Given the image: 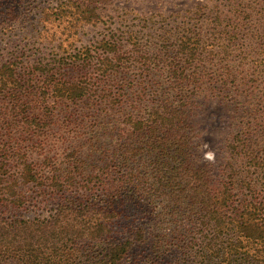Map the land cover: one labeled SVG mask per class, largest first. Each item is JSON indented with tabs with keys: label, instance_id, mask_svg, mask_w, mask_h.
Masks as SVG:
<instances>
[{
	"label": "trees",
	"instance_id": "trees-1",
	"mask_svg": "<svg viewBox=\"0 0 264 264\" xmlns=\"http://www.w3.org/2000/svg\"><path fill=\"white\" fill-rule=\"evenodd\" d=\"M117 1L64 0L51 15L70 29L96 26ZM160 18L140 21L141 32L150 21L162 30L146 42L110 31L24 78L17 62L0 65V100L16 106L0 114L11 120L41 127L29 115L38 99L120 115L98 163L72 151L65 166L46 159V173L18 146L0 147V264H121L149 239V264H264V122L237 125L216 166L195 161L203 131L191 119L199 98L255 106L264 0H210ZM28 185L75 194L25 216ZM114 232L128 238L114 241Z\"/></svg>",
	"mask_w": 264,
	"mask_h": 264
},
{
	"label": "rangeland",
	"instance_id": "rangeland-1",
	"mask_svg": "<svg viewBox=\"0 0 264 264\" xmlns=\"http://www.w3.org/2000/svg\"><path fill=\"white\" fill-rule=\"evenodd\" d=\"M63 1L0 0V65L11 60L17 62L18 73L24 78L31 67L43 65L50 68L52 58L90 46L109 35L110 31L117 32L121 29L141 32L143 23L140 24V21L143 18L153 17L159 21L161 15L168 16L179 11L183 13L197 4L210 5V0H119L109 8L105 24L70 29L67 22L54 21L51 15ZM149 25L141 32L146 39L144 42L162 32L153 21ZM255 63V56L249 58L248 73H252ZM78 75L79 73L74 72L70 77L78 78ZM256 78L258 88L252 98L255 105L253 107H241L242 98L238 104L212 98H199L196 101L192 107L191 119L203 131L198 139L200 147L196 150V162L211 161L216 166L224 163L226 158L221 148L226 139L235 133L236 126L251 123L254 119L264 122V99L261 98L264 96V72ZM31 83L34 87H41L44 78L36 74ZM145 97L147 99L150 96ZM37 101L29 115L39 116L42 125L39 128L33 124L26 125L21 116L14 121L0 114V147L18 146L26 158L44 172L50 173L49 168L43 165L46 159L52 161L53 167L65 166L72 151H76L80 159H92L98 163L102 158L98 151H106L102 147L111 148V143H115L110 133L113 125H117L120 115L110 110V107L97 111L98 107H67L52 103L50 99L46 103L39 99ZM7 107L16 106L10 100H0V112ZM25 192L28 201L21 211L25 216L46 214L62 195L54 194L50 188L40 189L33 185H28ZM74 194L64 193L62 199ZM111 236L114 241L128 238V234L116 232ZM149 241L150 239L133 246L121 264H149L145 261L151 256ZM163 262L161 264H167ZM170 263L172 260L168 261Z\"/></svg>",
	"mask_w": 264,
	"mask_h": 264
}]
</instances>
